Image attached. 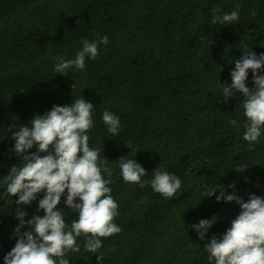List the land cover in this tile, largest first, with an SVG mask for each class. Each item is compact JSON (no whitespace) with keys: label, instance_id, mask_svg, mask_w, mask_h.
Here are the masks:
<instances>
[{"label":"trees","instance_id":"trees-1","mask_svg":"<svg viewBox=\"0 0 264 264\" xmlns=\"http://www.w3.org/2000/svg\"><path fill=\"white\" fill-rule=\"evenodd\" d=\"M237 8L235 24L214 21ZM103 36L109 43L85 69L73 67L69 76L54 71L57 56L74 59L83 40ZM244 48L264 53V0H0V192L22 160L12 131L54 105L86 98L95 106L90 147L113 170L114 223L122 229L102 238L101 264H214L204 245L213 235L222 238L241 211L235 201L218 202V189L245 201L250 193L264 197V134L250 150L242 94L222 97L221 83H232ZM247 84L255 87L251 70ZM105 110L120 118L116 137L102 120ZM122 157L148 171L143 188L124 182ZM155 170L181 179L173 198L152 189ZM209 189L218 191L205 197ZM42 195L19 206L25 219L44 215ZM65 198L58 207L71 223L78 214ZM17 199H0V264L18 239ZM213 216L218 220L201 241L190 226ZM78 243L79 252L67 253L70 264H100L98 254L85 251L83 236Z\"/></svg>","mask_w":264,"mask_h":264},{"label":"clouds","instance_id":"clouds-1","mask_svg":"<svg viewBox=\"0 0 264 264\" xmlns=\"http://www.w3.org/2000/svg\"><path fill=\"white\" fill-rule=\"evenodd\" d=\"M219 13L218 8L212 10ZM240 19L239 11L215 15L214 21L220 25L235 24ZM109 39L103 36L97 41H82V48L74 59L57 56L54 71L64 76L73 67L83 70L88 58L99 55V46L107 45ZM249 70L255 87L247 84ZM264 53L257 55L249 48L243 49V55L235 60V68L230 73L232 83L222 85L223 102L229 101L237 92L242 94V106L247 118L243 139L249 142L250 150L264 134ZM94 104L86 98H75L68 105H54L48 112L35 114L29 125H22L12 131L15 141L13 151L21 162L11 168L5 180L6 191L0 192V199L18 195L15 200L16 218L19 225L15 235V246L4 257L5 264H70L69 252H79L78 238L84 237V249L88 253L98 254L103 247L102 238L119 234L122 229L116 223L119 215L118 202L112 196L111 177L113 170L108 166L107 158H102L101 150L90 147L89 131L94 127ZM102 120L107 131L113 137L119 135L121 122L119 116L105 110ZM233 125L236 121H231ZM36 147L35 152L30 150ZM119 163L120 175L124 182L138 184L141 188L148 181V171L135 159L122 157ZM243 172L244 170L236 169ZM107 174L108 178H105ZM152 189L164 196L173 198L181 188L182 181L168 171L155 170L150 181ZM229 187L235 189L233 182ZM216 200L235 201L241 211L231 221V226L222 238L215 235L205 244L209 260L214 264H264V197L250 193L245 201L234 191L226 194L224 188L218 189ZM217 189H209L205 197L216 194ZM38 201V211L44 215H34L25 219L28 213L20 205H31ZM78 218L68 223L65 209L58 207L62 203ZM13 202V201H12ZM218 217L201 219L190 227L196 229L201 241L205 240L209 229ZM28 226L29 230L21 232Z\"/></svg>","mask_w":264,"mask_h":264}]
</instances>
